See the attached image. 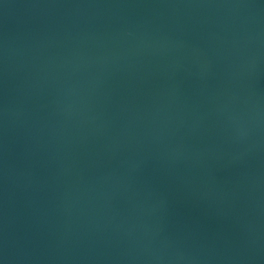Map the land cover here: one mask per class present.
I'll return each mask as SVG.
<instances>
[{
	"label": "water",
	"instance_id": "obj_1",
	"mask_svg": "<svg viewBox=\"0 0 264 264\" xmlns=\"http://www.w3.org/2000/svg\"><path fill=\"white\" fill-rule=\"evenodd\" d=\"M0 264H264V0H0Z\"/></svg>",
	"mask_w": 264,
	"mask_h": 264
}]
</instances>
